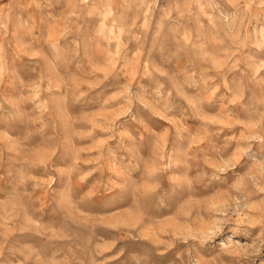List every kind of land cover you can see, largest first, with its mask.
Segmentation results:
<instances>
[{"label":"rangeland","instance_id":"obj_1","mask_svg":"<svg viewBox=\"0 0 264 264\" xmlns=\"http://www.w3.org/2000/svg\"><path fill=\"white\" fill-rule=\"evenodd\" d=\"M0 264H264V0H0Z\"/></svg>","mask_w":264,"mask_h":264}]
</instances>
